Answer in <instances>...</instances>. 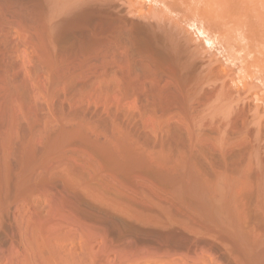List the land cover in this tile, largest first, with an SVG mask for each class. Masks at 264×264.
<instances>
[{"label": "rangeland", "instance_id": "1", "mask_svg": "<svg viewBox=\"0 0 264 264\" xmlns=\"http://www.w3.org/2000/svg\"><path fill=\"white\" fill-rule=\"evenodd\" d=\"M218 1L243 44L264 35L263 3ZM120 7L51 32L42 0H0V264H264V115L245 101L220 131L188 111L200 61L159 52Z\"/></svg>", "mask_w": 264, "mask_h": 264}, {"label": "bare ground", "instance_id": "2", "mask_svg": "<svg viewBox=\"0 0 264 264\" xmlns=\"http://www.w3.org/2000/svg\"><path fill=\"white\" fill-rule=\"evenodd\" d=\"M217 1L216 0H42L45 6L46 18L49 23L50 26L49 29H51V32L52 30H54L52 28L53 27L55 28V25L58 22L62 23L60 20H64L65 22L67 21L66 18L73 17L77 13L80 14L84 11H88L91 9L100 10L103 7H108L113 2L114 4L116 2L121 6L120 9L122 8L126 10V13L129 15V17L137 20V22L135 21L133 27L135 28L136 33L139 32V34H143L145 36V38L149 42V45L151 44L162 54H165L177 60L178 63L182 61L181 57H183L184 59L186 57L187 61L193 63L196 60L200 61L199 63L200 65L198 66L200 71V72L198 71L199 83L197 82V86H196L197 90L193 91V93H191L190 96L188 97V103H190V106H188L189 110L188 109L187 110L188 111L193 110V112H195L198 111L197 109H200L201 110L199 111L200 114H206V113L211 114L212 112L219 113L225 123L220 125V127L219 126L217 127L218 130L224 131V127H226V125H228L229 123L228 118L231 119L234 114L235 117H238L236 116V114L237 115L239 113L241 114V112L244 111L243 110L244 107L242 103H246V102L248 103L247 104L248 106H246V104H244V106L248 108V110L246 111L249 112L248 113L249 120L251 117L253 121L255 120V123H258L257 121H259L260 116L264 115V95H263L264 90L262 91L260 90V89H264V64H263L264 50L260 49L261 47L259 48L260 43H263V48H264V40H263L264 35L260 36L255 32V34H257L256 35L257 38H256L252 36L251 30L250 33L249 31L248 32L245 31L246 34L245 32H243V35L246 36L250 35V37L257 39V40L253 39L254 41L252 40L253 42H251V45H253L254 43L253 45L254 47L256 43L257 50L256 49L255 51L250 50L252 46L246 42L245 44H243L246 37L242 36L240 38L238 33V31L240 32V29H238L237 23L235 21L234 23L236 24L233 23L235 17L233 16L231 17V19L228 18L227 20L222 18L223 17V15L221 14L222 12L224 16L225 15L228 16V12H225V7L228 4H226V6L223 5L229 2H224L222 0H219L218 3L221 1L222 3L218 4L217 6L216 4ZM253 1L254 4L252 3ZM253 1L249 3L255 6V1H256V5L257 3H259L258 6H260V8L261 7L263 8L264 5L262 6L261 3L264 4V0H262L263 2H260L261 0H258V2L257 0H253ZM234 3L235 2H233V4ZM240 6L241 5L239 4V7ZM220 7L221 10H219ZM251 10H253L251 11L253 13L260 11V10L255 11V9L253 8H251ZM226 11H228V9ZM229 13L230 15H234V13L233 14H231V12ZM263 13H264V8L263 10H261V15ZM249 16H250L249 18H251V15ZM260 17L261 20L264 21V19H262L264 18V15L263 17L259 16L258 18L260 19ZM246 18L247 17H245V19ZM261 20L260 23H262ZM246 21L247 20H245V22ZM245 22L243 21V23ZM254 24H256V21L254 22ZM242 28H244L243 25ZM263 28H264V23L261 30V33L263 32L264 34ZM243 30H247V27H245V29ZM258 55H262V56H258ZM184 62H182V65ZM203 87H206L209 93H212V96L209 99H207V102L204 101L206 103L201 101L202 99L200 100L199 98V95L204 90ZM253 90H255L256 97H254V99L252 98L251 100L250 95L252 93L251 91ZM258 90L263 92L262 95H259L260 91ZM215 104H217V106ZM240 106L243 107V109L240 108ZM199 107L201 108L204 107V109L203 108L201 109ZM238 107L239 109H242L241 112H238ZM243 117L246 118L247 114L246 116ZM249 120L247 121L250 122ZM190 127H187V130L190 131L189 133L193 134L194 132L197 133V135L202 131L203 128L201 122L194 123L192 126L190 125ZM188 136H192V135H188ZM194 145H195V140H194ZM195 147L198 146L196 145ZM195 147H193V149ZM197 150H199V148ZM194 152H198V151L195 150ZM224 176L225 175L223 174V176L220 175V177L217 178L214 177L216 178L215 181H217V183L216 185H213L215 188L214 187L212 188L213 193L211 194H214L213 196L217 197L221 194L222 190L223 192L227 190L226 189L224 191L223 189L224 186L225 187L227 186L226 183H225L226 185H224L223 183L224 180L222 177ZM227 180L228 179H226V181ZM229 196H231V194Z\"/></svg>", "mask_w": 264, "mask_h": 264}]
</instances>
